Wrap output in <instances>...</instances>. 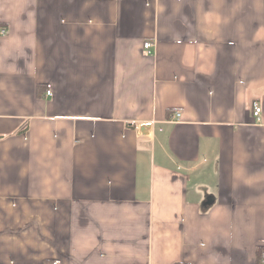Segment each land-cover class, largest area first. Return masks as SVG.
Returning a JSON list of instances; mask_svg holds the SVG:
<instances>
[{
    "label": "crops",
    "instance_id": "0c3cea01",
    "mask_svg": "<svg viewBox=\"0 0 264 264\" xmlns=\"http://www.w3.org/2000/svg\"><path fill=\"white\" fill-rule=\"evenodd\" d=\"M0 28V264H264V0H0Z\"/></svg>",
    "mask_w": 264,
    "mask_h": 264
},
{
    "label": "built area",
    "instance_id": "2783aa9c",
    "mask_svg": "<svg viewBox=\"0 0 264 264\" xmlns=\"http://www.w3.org/2000/svg\"><path fill=\"white\" fill-rule=\"evenodd\" d=\"M6 35H8L7 30L0 28V36H6ZM153 47H154V45L151 42H146L144 44V49L146 50L147 54H149V55H151L153 53L152 52ZM48 95H50V92H48ZM253 114H254V117L256 118V121L260 122L261 121V115H262V107L260 104H258V103L253 104ZM180 117H181L180 114H175V116H174L175 119H179ZM53 264H57V263L54 262Z\"/></svg>",
    "mask_w": 264,
    "mask_h": 264
},
{
    "label": "trees",
    "instance_id": "16d2710c",
    "mask_svg": "<svg viewBox=\"0 0 264 264\" xmlns=\"http://www.w3.org/2000/svg\"><path fill=\"white\" fill-rule=\"evenodd\" d=\"M21 132H24L23 130Z\"/></svg>",
    "mask_w": 264,
    "mask_h": 264
}]
</instances>
